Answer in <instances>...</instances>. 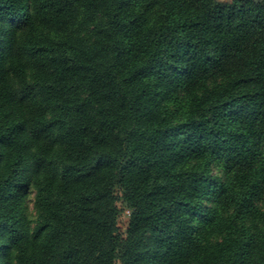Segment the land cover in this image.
<instances>
[{
	"label": "trees",
	"instance_id": "trees-1",
	"mask_svg": "<svg viewBox=\"0 0 264 264\" xmlns=\"http://www.w3.org/2000/svg\"><path fill=\"white\" fill-rule=\"evenodd\" d=\"M116 263L264 264V0H0V264Z\"/></svg>",
	"mask_w": 264,
	"mask_h": 264
},
{
	"label": "rangeland",
	"instance_id": "rangeland-1",
	"mask_svg": "<svg viewBox=\"0 0 264 264\" xmlns=\"http://www.w3.org/2000/svg\"><path fill=\"white\" fill-rule=\"evenodd\" d=\"M218 1H230V0H218ZM7 113L6 110H4L2 112V115L5 116V114ZM2 116V117H3ZM5 118V117H3ZM116 196L118 198L117 200V206L120 209V215L118 217V223H117V228H118V232L121 235H125L126 229H127V224H128V219H129V215H130V210L127 208V206L125 205V203L122 200V193L119 190H116ZM29 220V224L31 226L34 225V220H35V210L30 209V217L28 218ZM255 223V222H253ZM119 264V263H116Z\"/></svg>",
	"mask_w": 264,
	"mask_h": 264
}]
</instances>
